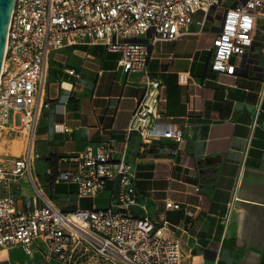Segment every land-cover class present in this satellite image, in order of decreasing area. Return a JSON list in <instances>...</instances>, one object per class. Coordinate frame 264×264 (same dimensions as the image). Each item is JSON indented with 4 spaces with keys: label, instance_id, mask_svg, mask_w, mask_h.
<instances>
[{
    "label": "crops",
    "instance_id": "obj_1",
    "mask_svg": "<svg viewBox=\"0 0 264 264\" xmlns=\"http://www.w3.org/2000/svg\"><path fill=\"white\" fill-rule=\"evenodd\" d=\"M221 14L217 10L201 32L191 24L187 33L150 48L147 73L162 83L159 121L181 129L179 145L159 138L144 148L137 131L126 132L145 91L144 74L124 71L117 53L86 44L49 53L42 96L47 106L34 129L30 174L35 184L33 174L50 175L53 199L43 192L54 205L83 208L55 203L57 185L77 198L75 184L55 182L60 172L76 168L72 158L103 140L115 145L119 158L125 144L138 201L149 218L174 225L170 235L180 243V264H264V23H257L254 54L234 58V74H215L209 62ZM70 68L75 75L66 72ZM181 72L191 79L179 82ZM22 178L31 190L27 196L21 194ZM33 191L28 174L0 182V194L18 202ZM106 191L105 205L111 184ZM166 199L180 207L167 208ZM132 211L145 214L139 206Z\"/></svg>",
    "mask_w": 264,
    "mask_h": 264
},
{
    "label": "built area",
    "instance_id": "obj_2",
    "mask_svg": "<svg viewBox=\"0 0 264 264\" xmlns=\"http://www.w3.org/2000/svg\"><path fill=\"white\" fill-rule=\"evenodd\" d=\"M217 10L222 14L209 69L234 74L238 65L233 59L254 54L264 0H14L0 71V134L9 140L11 135L25 136L26 144L20 155L0 154V182L28 174L34 191L23 202L0 194V248L18 245L25 255L38 254V262L46 264H180V243L170 235L174 225L149 218L138 201L125 144L119 158L109 140L87 146L72 158L76 168L60 172L55 182L75 184L77 198H95L109 184L111 191L105 206L62 210L31 177L33 134L47 106L42 96L49 53L86 44L117 53L124 71L144 74L145 91L126 132L137 131L144 148L159 138L181 144V129L159 121L162 83L147 73L150 48L187 33L191 24L201 32ZM66 72L76 74L73 68ZM188 79L187 72L178 74L179 82ZM133 206L145 214L134 215ZM165 206L178 209L180 204L166 199Z\"/></svg>",
    "mask_w": 264,
    "mask_h": 264
},
{
    "label": "rangeland",
    "instance_id": "obj_3",
    "mask_svg": "<svg viewBox=\"0 0 264 264\" xmlns=\"http://www.w3.org/2000/svg\"><path fill=\"white\" fill-rule=\"evenodd\" d=\"M232 0H227V4H229ZM218 19H220V16L218 17ZM16 121H18V115H16ZM10 137V136H8ZM12 140H9V138L3 139L2 135L0 134V154H7V155H20L23 150H24V146L26 144L25 142V136L21 137V136H16V135H11L10 137ZM32 152L34 154V158H36L35 156V151L33 149L32 146ZM32 174H33V169H32ZM36 184H38L43 191L48 195H51V197L49 196V198L53 199V195H52V191L50 190L49 186V174H38V175H34ZM20 186H21V194L24 196H27L31 193V190L29 188V185L27 183V181L25 180V178H22L20 180ZM65 185H57L55 187V190L57 192V198L55 199V203L58 206H62V207H70L72 205H75L77 203H79V205L83 208H88L91 207L93 204H98V205H105L106 201L104 196H106L107 191H105L103 193V195H99L96 198H81L80 200L77 201V198L70 194V191H65L66 190ZM64 193H68L67 195H62ZM21 248L17 245H13L10 247H3L0 248V264H30V263H34V264H46V263H42L39 262V255L35 254L33 256H27L23 253L22 250H20Z\"/></svg>",
    "mask_w": 264,
    "mask_h": 264
},
{
    "label": "water",
    "instance_id": "obj_4",
    "mask_svg": "<svg viewBox=\"0 0 264 264\" xmlns=\"http://www.w3.org/2000/svg\"><path fill=\"white\" fill-rule=\"evenodd\" d=\"M13 3L14 0H0V67L2 64L6 31L13 8Z\"/></svg>",
    "mask_w": 264,
    "mask_h": 264
},
{
    "label": "bare ground",
    "instance_id": "obj_5",
    "mask_svg": "<svg viewBox=\"0 0 264 264\" xmlns=\"http://www.w3.org/2000/svg\"><path fill=\"white\" fill-rule=\"evenodd\" d=\"M5 45V44H4ZM3 54H4V50H3ZM2 59H3V57H2ZM1 69H2V64H1V67H0V71H1Z\"/></svg>",
    "mask_w": 264,
    "mask_h": 264
}]
</instances>
